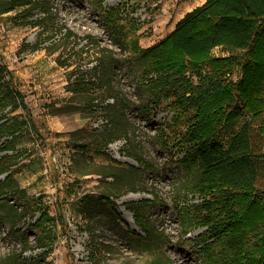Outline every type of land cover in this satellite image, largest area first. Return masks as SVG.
I'll list each match as a JSON object with an SVG mask.
<instances>
[{
	"label": "trees",
	"instance_id": "1",
	"mask_svg": "<svg viewBox=\"0 0 264 264\" xmlns=\"http://www.w3.org/2000/svg\"><path fill=\"white\" fill-rule=\"evenodd\" d=\"M104 1H97L100 8ZM14 11L18 12L11 20L16 26L41 29L35 44H23L24 51H37L44 43L55 41L62 50L56 62L66 70L71 99L85 96L90 110L105 112L108 125L94 143L108 147L124 139L126 154L152 172L153 166L144 161L129 134L125 115L133 103L122 91L116 74L125 60L113 48L102 46L97 37H82L59 23L51 0H0V16ZM105 20L113 45L122 53L129 52L128 66L137 74L138 89L148 93L142 112L150 114L165 103L173 112L171 124L161 132L162 147L182 155L179 162L185 172L184 188L199 200L177 203L184 236L193 228H206L195 238V247L206 264H264V187L257 185L264 163L260 140L264 138V0H206L148 48L129 37L135 20H126L121 8H110ZM220 47H225L229 56H213ZM239 70L241 75L234 80L232 76ZM6 72L11 74L0 66V111L10 108L13 113L25 99L14 87L11 75V80H5ZM247 114L260 121L258 132L246 122L227 145L221 143L218 136L223 129ZM20 117L13 116L0 126V134L13 137L2 150L13 149L15 136L29 124L35 128L32 118L26 121ZM13 165L0 167L2 174L11 172L4 184L16 183ZM11 191L24 199L21 213L10 203ZM103 199L112 210L110 197ZM156 200L125 204L143 233L134 232L140 241H163L162 232L144 213V206L156 205ZM0 205L12 228L24 224L29 215L34 219L41 213L24 233L16 229L13 236L21 238L33 232L38 248L53 250L55 240L49 224L54 218L34 197L11 185L0 194ZM112 213L119 217L117 211ZM152 264L171 262L155 260Z\"/></svg>",
	"mask_w": 264,
	"mask_h": 264
},
{
	"label": "rangeland",
	"instance_id": "2",
	"mask_svg": "<svg viewBox=\"0 0 264 264\" xmlns=\"http://www.w3.org/2000/svg\"><path fill=\"white\" fill-rule=\"evenodd\" d=\"M97 1L51 0V4L59 23L82 37H97L102 46L113 48L125 60L123 69L116 74L122 91L133 103L125 115L129 134L153 171H145L126 154L124 139L108 147L94 143V138L108 125L106 114L90 110L85 96L71 99L66 89V70L56 62L62 50L55 41H48L37 51H24L23 44H35L41 29L16 26L11 18L18 11L0 16V66L8 68L14 87L25 99V104L13 113L10 108L0 111V126L21 115L26 121L32 118L35 126L29 124L20 136L16 135L10 150L2 149L13 140L12 135L0 134V159L7 156L0 160V167L13 163L11 170L17 183L4 184L11 172H0V194L12 185L34 197L54 218L49 227L55 240L53 250L47 252L37 247L33 232L21 238L13 236L16 229L24 233L41 213L34 219L29 215L24 224L12 228L0 205V264H152L155 260L206 264L195 247V238L206 228H193L184 236L177 211L179 200H199L184 188L185 172L179 162L182 155L163 148L160 140L163 128L167 130L171 124L173 112L167 103L150 114L142 112L148 93L138 89L137 74L128 66L129 52L122 53L113 45L105 20L110 8H121L126 20H135L129 37L136 38L140 47L148 48L164 39L187 11L206 0H105L102 8ZM229 54L225 47H220L212 55ZM10 75L5 73L6 81L11 80ZM240 75L241 71H236L232 78L236 80ZM246 122L258 132L260 121L251 120L247 114L226 126L218 140L227 145ZM260 140L264 145V138ZM257 185L264 187V163ZM8 196L21 213L24 199L13 191ZM107 196L118 218L104 203ZM155 197L156 205H145L144 213L162 232L163 241H140L134 232L143 233L125 204ZM94 249L99 252L92 253Z\"/></svg>",
	"mask_w": 264,
	"mask_h": 264
},
{
	"label": "crops",
	"instance_id": "3",
	"mask_svg": "<svg viewBox=\"0 0 264 264\" xmlns=\"http://www.w3.org/2000/svg\"><path fill=\"white\" fill-rule=\"evenodd\" d=\"M189 11H191V10H189ZM189 11H187V12H189ZM185 14H186V13H185ZM183 17H184V16H181V18H179V20L182 19ZM179 20H178V21H179ZM178 21H177V22H178ZM177 22L173 25V27L171 28V31H170V32H172V31L174 30V28H175Z\"/></svg>",
	"mask_w": 264,
	"mask_h": 264
}]
</instances>
